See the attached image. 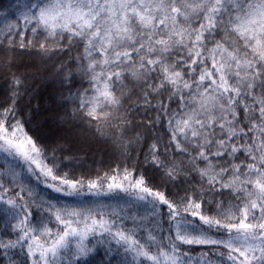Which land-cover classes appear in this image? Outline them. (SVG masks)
<instances>
[{"label":"snow or ice","instance_id":"obj_1","mask_svg":"<svg viewBox=\"0 0 264 264\" xmlns=\"http://www.w3.org/2000/svg\"><path fill=\"white\" fill-rule=\"evenodd\" d=\"M0 80V264H264V0H8Z\"/></svg>","mask_w":264,"mask_h":264},{"label":"trees","instance_id":"obj_2","mask_svg":"<svg viewBox=\"0 0 264 264\" xmlns=\"http://www.w3.org/2000/svg\"><path fill=\"white\" fill-rule=\"evenodd\" d=\"M0 3H2V4H7L8 3V0H0ZM13 19L15 18V17H12ZM3 86V80H0V87H2ZM48 123V125H51V122L49 121V122H47ZM97 158H99V157H97Z\"/></svg>","mask_w":264,"mask_h":264}]
</instances>
